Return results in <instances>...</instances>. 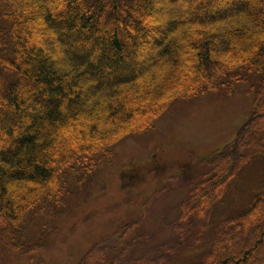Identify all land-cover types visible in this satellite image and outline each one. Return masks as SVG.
<instances>
[{
	"label": "trees",
	"instance_id": "obj_1",
	"mask_svg": "<svg viewBox=\"0 0 264 264\" xmlns=\"http://www.w3.org/2000/svg\"><path fill=\"white\" fill-rule=\"evenodd\" d=\"M254 1L0 0V258L37 255L46 247L27 234V224L45 211L63 212L73 194L90 196L93 177L123 137L152 127L176 100L250 80L247 120L211 157L222 159L213 166L218 173L202 178L179 205L180 224H171L169 240L147 241L146 253L132 259V247L143 242L125 238L136 227L131 224L115 245L112 237L98 241L75 264H167L180 244L190 250L191 242L190 264H264V208L252 235L230 239L262 205L264 181L251 183L256 187L238 209L221 205L233 179L264 157V131L257 127L264 116V20L250 10ZM133 11L143 22L132 21L131 34L126 20ZM146 38L157 47L153 61ZM157 63L168 68L166 75ZM120 65L127 72L121 76ZM80 114L87 119L71 139L66 128ZM224 166L236 170L225 173ZM217 177L211 193L202 191ZM240 241L250 250L238 249Z\"/></svg>",
	"mask_w": 264,
	"mask_h": 264
},
{
	"label": "rangeland",
	"instance_id": "obj_2",
	"mask_svg": "<svg viewBox=\"0 0 264 264\" xmlns=\"http://www.w3.org/2000/svg\"><path fill=\"white\" fill-rule=\"evenodd\" d=\"M57 1L65 3L68 0ZM196 7L190 9L195 16L198 12ZM250 10L260 20H264V0L252 2ZM161 16L162 13L159 18ZM137 17V22H143L142 16ZM126 23L128 25L130 20H126ZM152 28L148 22L149 37L150 32L154 33ZM126 40H132L129 34ZM150 40L146 38L143 46L150 61H153L157 47L151 46ZM124 46L128 45L125 43ZM186 49L189 51V46ZM25 58L35 66L26 55ZM108 66L113 68L115 64L110 62ZM160 67L161 75H166L168 68L164 65ZM118 68L121 71L119 76L127 73L123 70L124 65ZM184 73L187 75V70ZM103 80L106 78L103 77ZM29 82L37 84L32 76ZM250 83V80L241 81L237 85L223 86L217 92L210 90L176 100L154 121L152 127L123 137L112 147L115 151L108 154L111 157L106 166L93 177L90 196L85 198V193L73 194L67 199L63 212L54 215L55 211L48 210L41 213L40 220L32 219L27 224V234L33 238L41 237L46 247L41 248L37 255L19 257L5 254L0 258V264H75L98 241L110 240L107 238L112 237L114 241L111 245H115L117 234L131 228V224H136V227L127 231L129 233H126L125 238L133 240L136 237L135 241L143 242L139 249L135 246L137 243L132 247V259L142 255L147 241L151 240L152 244L166 243L171 236V224L175 223L174 220L180 224L177 219L179 205L187 202L184 200L202 178L218 173L213 166L222 159L216 160V163L211 158L213 156L209 155L216 154L230 144L239 126L248 118L253 101ZM85 119L87 117L80 114L78 120L66 128L71 139H74L73 129ZM257 127L259 132L264 131V116ZM253 161L248 170H243L244 174L233 179V186L228 187L222 195L221 205L238 209L250 193L249 189L252 193L256 187L251 183L264 181V157ZM223 169L225 173L236 170L227 166ZM218 178L213 179L211 185L205 186L202 191L211 193L216 188V182L220 181ZM262 208L264 201L238 228L232 230L230 239H245L252 235L259 224L255 218ZM2 218L0 215V220ZM203 236H207L206 232ZM193 248L191 242L189 249ZM237 248L250 250L242 241ZM190 250L180 244L177 255L172 256L167 264H190L194 259L193 251ZM244 262L242 259L237 261L239 264Z\"/></svg>",
	"mask_w": 264,
	"mask_h": 264
},
{
	"label": "bare ground",
	"instance_id": "obj_3",
	"mask_svg": "<svg viewBox=\"0 0 264 264\" xmlns=\"http://www.w3.org/2000/svg\"><path fill=\"white\" fill-rule=\"evenodd\" d=\"M137 15H138V14L136 13V11H133V12L131 13V15L129 16V17H130V23L127 25V30H128L131 34L133 33L132 21H136V22H137V20H138ZM138 16H139V15H138ZM76 23H77V19H74V20L72 21V25H74V24H76ZM135 43L138 44L139 41L137 40ZM130 45H132V44H130Z\"/></svg>",
	"mask_w": 264,
	"mask_h": 264
}]
</instances>
